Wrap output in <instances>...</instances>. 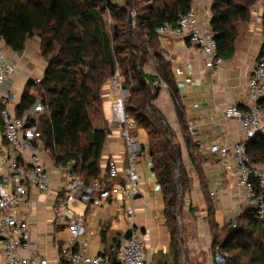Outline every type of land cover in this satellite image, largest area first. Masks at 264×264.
Here are the masks:
<instances>
[{"label":"crops","instance_id":"crops-1","mask_svg":"<svg viewBox=\"0 0 264 264\" xmlns=\"http://www.w3.org/2000/svg\"><path fill=\"white\" fill-rule=\"evenodd\" d=\"M211 4L212 0H191L190 9L196 12L201 25H209ZM263 22L264 1L258 0L250 8L249 21L235 25L237 35L232 56L221 58L217 68H208L198 49L178 36L159 38L155 35L152 43L145 44L147 58L142 72L155 77L152 86L156 95L152 105L163 116L173 134V142L180 148L179 166L188 180L186 189L179 194L175 220L178 231L176 244L180 250L178 264H210L213 245L210 223L214 222L220 228L230 212L236 207L244 208L242 195L235 186V177L220 169L207 148L213 144L232 146L243 138L238 124L223 118L222 109L232 104L243 106L246 102L247 78L264 42ZM5 48L8 61L15 67V74L9 82L10 89L17 95L18 101L25 90L29 95L36 96L35 87L31 91L27 85L38 83L48 64V60L41 55V40L35 36L28 38L20 53ZM161 76L174 84L176 100ZM107 89L108 81L101 87L100 107L92 108L89 117L93 129L106 131L99 161V180L105 181L106 165L112 161L119 174L111 184L117 185L126 178L127 150L114 128V123L121 120V114L112 110L107 100ZM123 98L124 108L128 99L126 90L123 91ZM181 120L185 130L181 128ZM189 125L198 131L200 145L193 143L187 130ZM261 134L264 137V129ZM133 135L140 144L141 152L136 159L140 179L138 194L131 203V219L125 213L128 204L123 202L118 192L100 202L94 210L76 204L72 207L74 213L84 216V228L77 242L87 241V256H110L116 238L130 226L131 220V226L140 232L145 245V264H173L175 258L163 212L164 201L149 169L151 159L147 152V137L144 130L135 127ZM185 136L190 140L189 147L185 144ZM39 155L49 171L51 188L42 194L29 185L26 198L18 207L17 217L29 223L32 243L46 264H59L56 247L63 245L72 235L65 224L54 220L64 174L58 170L59 165L53 163L44 145ZM211 192H216V201L209 196ZM111 264H115L114 255L111 256Z\"/></svg>","mask_w":264,"mask_h":264},{"label":"trees","instance_id":"trees-1","mask_svg":"<svg viewBox=\"0 0 264 264\" xmlns=\"http://www.w3.org/2000/svg\"><path fill=\"white\" fill-rule=\"evenodd\" d=\"M118 1L122 4L108 0H0V41L12 52L20 53L25 41L35 36L41 40L42 57L48 60L42 79L27 85V89L34 86L37 95L25 90L15 111L20 115L37 102L42 103L45 112L39 116L37 127L53 163L73 162L71 172L85 184L99 180L106 131L92 128L89 111L100 107L101 87L117 67L122 87L128 92L124 111L147 137L151 171L162 194L171 235L173 264H178L175 220L179 194L186 189L188 180L179 166L180 148L173 142L163 116L152 105L155 77L144 74L142 66L147 58L145 44L153 42L155 29L164 23L174 25L178 14L190 10L191 0ZM257 1L212 0L208 27L219 57L232 56L235 25L249 21L250 8ZM133 9L134 20L129 15ZM106 12L115 21L110 31ZM259 57H264V42ZM162 80L176 100L172 81L167 77ZM259 102L264 105V99ZM178 116L181 119L180 111ZM181 128L185 130L182 120ZM184 141L189 147L187 136ZM245 148L252 164L264 163L261 133L246 141ZM210 227L214 236L222 235L213 240L212 246L225 256V264H264V221L258 220L251 209L242 212L234 229L228 225L218 228L214 222Z\"/></svg>","mask_w":264,"mask_h":264},{"label":"built area","instance_id":"built-area-1","mask_svg":"<svg viewBox=\"0 0 264 264\" xmlns=\"http://www.w3.org/2000/svg\"><path fill=\"white\" fill-rule=\"evenodd\" d=\"M154 33L159 38L178 36L187 40L192 47L198 49L208 68H217L222 62L208 25H201L192 9L178 14L174 25L164 23ZM14 74L15 67L8 61L7 49L0 41V264H46V260L32 243L29 223L17 217L18 207L25 200L29 185L42 194L51 188L49 171L39 155L43 143L37 124L45 107L37 102L20 115L16 114L19 101L9 86ZM123 91L122 78L115 67L108 80L107 100L112 110L121 114V120L114 123V128L119 132L127 150L125 181L117 185L111 184L119 174L112 161L106 165L105 181L95 179L88 184L71 172L73 162L58 166V170L64 174V184L55 205L54 220L65 224L72 232L63 245L56 247L59 264H111L109 256L105 254L87 256L86 240L77 242V237L84 228V216L74 213V205L94 210L100 202L118 192L123 202L128 204L126 216L129 219L132 217L131 203L138 194L140 179L136 159L141 150L133 135V121L123 108ZM262 99L264 57H258L247 78L245 104H232L222 109L224 119H232L238 124L242 140L232 146L213 144L207 148L220 169L235 177V186L242 195L244 208L236 207L226 217L223 225L233 229L237 219L247 208L251 209L258 220L264 221V163L252 164L245 148V142L264 129V105L259 102ZM187 130L193 143L200 145L195 127L189 125ZM151 168L150 164L149 169ZM209 196L214 201L217 200L216 192L209 193ZM131 224L130 220V226L116 238L112 247L111 254L115 257V264H145L147 252L142 236ZM225 260V256L216 248L211 258L212 263L225 264Z\"/></svg>","mask_w":264,"mask_h":264},{"label":"rangeland","instance_id":"rangeland-1","mask_svg":"<svg viewBox=\"0 0 264 264\" xmlns=\"http://www.w3.org/2000/svg\"><path fill=\"white\" fill-rule=\"evenodd\" d=\"M109 2H111V3H114V4H116V5H121L122 4V2L121 1H118V0H108ZM139 7H142V4H140V5H138V8ZM136 9H133V11H131V12H129V15H130V17L134 20V18H135V14H136V11H135ZM105 20H106V26H107V29H108V31H110L111 30V28H112V26L114 25V23H115V21L114 20H111L110 19V15L108 14V12H106L105 13ZM29 89L31 90V91H33V89H34V86H32V85H30L29 86ZM37 95V94H36ZM237 222V221H236ZM217 236V237H216ZM222 237V235L221 234H219V235H213V240H219L220 238ZM216 251V247H214V246H212V248H211V258H212V256H213V253ZM210 264H213L212 263V261H211V263Z\"/></svg>","mask_w":264,"mask_h":264}]
</instances>
